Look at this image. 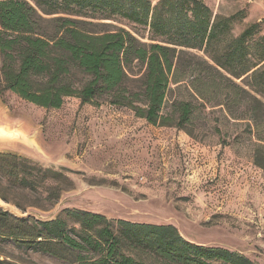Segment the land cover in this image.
Listing matches in <instances>:
<instances>
[{
	"label": "rangeland",
	"instance_id": "1",
	"mask_svg": "<svg viewBox=\"0 0 264 264\" xmlns=\"http://www.w3.org/2000/svg\"><path fill=\"white\" fill-rule=\"evenodd\" d=\"M202 1L214 18L235 17L226 39L258 24L248 39L254 58V44L264 36V0ZM103 18L88 19L95 23L90 28L125 30L147 44L164 41L149 26L121 16ZM191 53L196 59L189 57L174 74L166 106L183 100L197 107L192 136L151 125L131 110L108 103L67 98L60 109H45L0 91V152L58 172L54 181L62 190L50 204L47 196L5 191L4 182L3 192L25 210L2 199L0 209L41 221L77 210L113 222L173 225L190 242L226 248L264 264V169L255 165L264 129L248 119L249 99L236 86L252 94L260 89L264 101V76L255 82L246 75L233 78V83L205 67L204 50ZM6 260L68 264L0 237V264Z\"/></svg>",
	"mask_w": 264,
	"mask_h": 264
},
{
	"label": "trees",
	"instance_id": "2",
	"mask_svg": "<svg viewBox=\"0 0 264 264\" xmlns=\"http://www.w3.org/2000/svg\"><path fill=\"white\" fill-rule=\"evenodd\" d=\"M31 1L0 0V91L38 107L60 109L67 98L108 103L151 125L192 136L197 107L183 100L166 106L174 74L189 57L196 59L192 50H204L209 59L203 61L205 67L233 83L246 75L255 82L264 76V36L254 44V58L248 45L258 24L226 39L235 17L214 18L202 0ZM95 16L127 18L149 26L164 41L147 44L125 30L91 29L95 23L88 19ZM236 86L249 99L248 119L264 129L262 91L252 94ZM258 139L255 165L264 169V139ZM57 174L0 152V199L25 210L3 192L5 182V191L57 200L62 191L54 181ZM64 213L41 221L0 209V237L68 264H258L236 251L190 242L173 225L113 222L77 210Z\"/></svg>",
	"mask_w": 264,
	"mask_h": 264
},
{
	"label": "bare ground",
	"instance_id": "3",
	"mask_svg": "<svg viewBox=\"0 0 264 264\" xmlns=\"http://www.w3.org/2000/svg\"><path fill=\"white\" fill-rule=\"evenodd\" d=\"M3 129V128H2ZM5 129V128H4ZM6 129H8V128H6ZM13 137H15L14 135H13ZM11 138V137H10ZM28 138V137H27ZM2 139V138H1ZM7 139H9V138H7ZM30 139V138H29ZM18 140V139H17ZM31 140V139H30ZM12 144V143H11ZM11 144H9V145H11ZM8 145V144H7ZM4 146V145H3ZM5 146H6V144H5Z\"/></svg>",
	"mask_w": 264,
	"mask_h": 264
}]
</instances>
